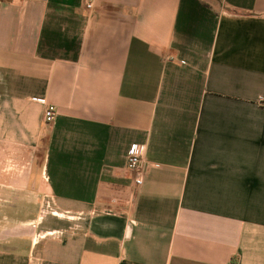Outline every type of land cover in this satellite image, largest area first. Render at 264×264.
<instances>
[{"label": "crops", "instance_id": "crops-1", "mask_svg": "<svg viewBox=\"0 0 264 264\" xmlns=\"http://www.w3.org/2000/svg\"><path fill=\"white\" fill-rule=\"evenodd\" d=\"M262 96L264 0H0V264H264Z\"/></svg>", "mask_w": 264, "mask_h": 264}, {"label": "built area", "instance_id": "built-area-1", "mask_svg": "<svg viewBox=\"0 0 264 264\" xmlns=\"http://www.w3.org/2000/svg\"><path fill=\"white\" fill-rule=\"evenodd\" d=\"M95 2L96 0H84V8L86 10H93L95 8ZM40 103L46 106L43 116V122L45 126L49 127L54 123L57 117V109L52 105L46 104L44 100H40ZM257 104L260 108H264V96L259 98ZM145 154L146 145L134 144L131 145L127 151V168L135 172V185L138 187L143 185V177L145 173L143 163Z\"/></svg>", "mask_w": 264, "mask_h": 264}]
</instances>
